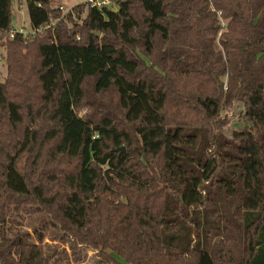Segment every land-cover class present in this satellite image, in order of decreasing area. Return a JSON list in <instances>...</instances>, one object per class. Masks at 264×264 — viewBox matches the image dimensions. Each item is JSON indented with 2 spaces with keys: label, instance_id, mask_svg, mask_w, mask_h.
Wrapping results in <instances>:
<instances>
[{
  "label": "trees",
  "instance_id": "16d2710c",
  "mask_svg": "<svg viewBox=\"0 0 264 264\" xmlns=\"http://www.w3.org/2000/svg\"><path fill=\"white\" fill-rule=\"evenodd\" d=\"M12 1L0 264H47L36 229L10 230L27 209L95 264H264V0H26L10 37ZM116 209L138 223L114 230Z\"/></svg>",
  "mask_w": 264,
  "mask_h": 264
},
{
  "label": "rangeland",
  "instance_id": "374dc122",
  "mask_svg": "<svg viewBox=\"0 0 264 264\" xmlns=\"http://www.w3.org/2000/svg\"><path fill=\"white\" fill-rule=\"evenodd\" d=\"M81 2L82 0H50V6L52 8L61 6L63 8L62 12H66ZM19 30L29 31L26 0H13L11 4V31ZM4 52L5 47L0 46V81H2L6 75ZM232 117V121L234 122L237 115H233ZM122 210L123 209L116 211L112 219V227L120 233L122 230L119 229L124 227L126 222L129 221V225L133 226V224L138 223V219L140 218L139 213V215L131 213L125 216ZM50 219L51 217L43 212L30 209L21 210L11 214L9 226L11 232H28L33 240L36 239L35 232L33 231L36 229V231L42 235V244L47 254V264H95L96 255L95 250L92 248L86 246L74 247L65 240L58 241L52 238L56 232V228L48 222ZM130 219H132V222ZM117 234V232L114 233L115 236Z\"/></svg>",
  "mask_w": 264,
  "mask_h": 264
},
{
  "label": "built area",
  "instance_id": "2783aa9c",
  "mask_svg": "<svg viewBox=\"0 0 264 264\" xmlns=\"http://www.w3.org/2000/svg\"><path fill=\"white\" fill-rule=\"evenodd\" d=\"M121 0H82L81 3L89 6L90 8H95L98 10H102V9H116L119 2ZM60 10H63V8L61 6L58 7ZM67 12V11H66ZM40 29H36V30H31V34H34V32L39 31ZM15 32H21L23 34H26L28 31H23V30H19V31H9V36L13 37Z\"/></svg>",
  "mask_w": 264,
  "mask_h": 264
},
{
  "label": "water",
  "instance_id": "95a60500",
  "mask_svg": "<svg viewBox=\"0 0 264 264\" xmlns=\"http://www.w3.org/2000/svg\"><path fill=\"white\" fill-rule=\"evenodd\" d=\"M96 35H98V32H96ZM118 151H124V148L123 147H120L117 149Z\"/></svg>",
  "mask_w": 264,
  "mask_h": 264
}]
</instances>
